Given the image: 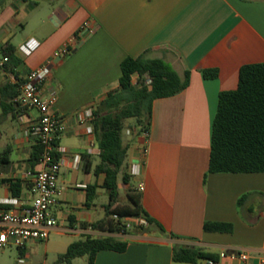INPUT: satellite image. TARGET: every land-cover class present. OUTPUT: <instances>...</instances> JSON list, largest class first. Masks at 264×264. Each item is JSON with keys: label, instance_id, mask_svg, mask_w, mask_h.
Here are the masks:
<instances>
[{"label": "crops", "instance_id": "crops-1", "mask_svg": "<svg viewBox=\"0 0 264 264\" xmlns=\"http://www.w3.org/2000/svg\"><path fill=\"white\" fill-rule=\"evenodd\" d=\"M43 5L0 0V49L10 44L20 61L12 71L0 70V87L20 84L32 70L55 62L43 93L46 99L55 96L53 111L64 120L57 139L64 152L59 204L52 209L56 225L46 247L61 238L59 252L65 254L86 236L128 243L124 252H98L94 264H188L173 260L175 247L214 254L219 264H239L222 254L264 255V173H209L219 95L238 88L244 65L264 63V0H51ZM87 22L93 33L81 30ZM70 43L73 53L54 59ZM26 44L34 47L29 55L22 50ZM142 55L164 59L181 77L189 71L190 83L176 96L155 100L149 133L128 138L120 174L125 169L129 183L118 178L127 203L118 199L112 209L136 194L165 232L151 225L144 232L109 233L93 228L106 219L109 196L105 173L96 171L100 148L89 111L120 88L122 62ZM207 70H217L218 77L206 78ZM36 119L35 110L4 115L0 94V154L10 150L9 165L0 168V203L31 202L27 176L40 166L32 162L36 138L28 130ZM3 180H19L20 197ZM206 223L231 224L233 231H206Z\"/></svg>", "mask_w": 264, "mask_h": 264}, {"label": "trees", "instance_id": "trees-1", "mask_svg": "<svg viewBox=\"0 0 264 264\" xmlns=\"http://www.w3.org/2000/svg\"><path fill=\"white\" fill-rule=\"evenodd\" d=\"M0 51L9 57L5 72L12 71L20 63L15 48L5 44ZM122 76L120 88L111 92L93 112V130L100 148V163L97 172L106 175L104 188L109 196L106 206V219L93 225L109 233L144 232L151 225L165 232L143 208L136 194H128L129 203L112 209L119 199L118 178L124 167L128 146L123 141L125 122L137 119L141 126L140 134L149 133L152 120L153 103L157 99L169 98L183 92L190 83V72L181 77L164 59H150L142 55L138 58H126L121 64ZM139 81L135 84L133 76ZM208 79L218 77L217 70L204 71ZM148 79L150 83L148 84ZM20 84L6 82L0 87L1 106L4 115H20L26 112L17 102ZM41 148L34 147L32 162L39 164ZM10 150L0 154V168L9 165ZM209 173H264V63L244 65L240 70L239 85L236 90L221 92L218 110L213 123ZM123 183H129L125 173ZM10 184L14 197H20L21 182L3 180ZM246 196L239 200L242 204ZM91 200V196H90ZM113 215L119 218L114 219ZM144 219L147 226L135 223L126 229L123 220ZM205 230L210 232L231 233L233 226L223 223H206ZM126 241L114 237L86 236L72 243L60 258L61 263L71 264L80 257H88V264H94L98 252L112 250L124 252ZM217 260L218 256L197 248L175 247L173 260L177 263L199 264L202 260Z\"/></svg>", "mask_w": 264, "mask_h": 264}, {"label": "built area", "instance_id": "built-area-1", "mask_svg": "<svg viewBox=\"0 0 264 264\" xmlns=\"http://www.w3.org/2000/svg\"><path fill=\"white\" fill-rule=\"evenodd\" d=\"M94 29L89 22L81 28L90 33H93ZM33 49L30 44L22 47L27 55L31 54ZM73 51L74 45L67 44L56 51L54 59L65 58ZM8 62L9 57L3 56L0 60V70L4 71ZM54 65V60H50L42 67L32 70L26 80L20 83V93L16 99L22 108L37 112L35 124L28 130V134L35 136L36 144L41 148L40 169L27 176L31 184V202L14 198L0 203V248H17L21 253L18 264H28V245L32 242L47 241L56 225L52 209L59 204L61 192L58 179L63 165L61 152H64L58 147L57 139L64 128V120L53 111L55 96L46 99L43 93L44 83ZM89 116H93V112L89 111ZM144 153L147 154L146 149ZM139 190H144V184L139 185ZM3 205L10 206V209H4ZM113 218L119 217L113 215ZM123 223L126 229L135 223L140 226L148 225L144 219L126 218ZM120 233L125 234V229ZM221 258L237 259L239 264H254L255 260L258 261L257 264H264V255L255 256L248 251L222 254ZM205 264H219V260L207 259Z\"/></svg>", "mask_w": 264, "mask_h": 264}, {"label": "rangeland", "instance_id": "rangeland-1", "mask_svg": "<svg viewBox=\"0 0 264 264\" xmlns=\"http://www.w3.org/2000/svg\"><path fill=\"white\" fill-rule=\"evenodd\" d=\"M51 0H27L28 7H34L35 5L40 3H44L46 5L50 4ZM43 5V6H46ZM46 8V7H45ZM48 12L46 11L44 14ZM139 81L138 77H135L134 83L136 84ZM148 84L150 83V79H148ZM141 126L137 119H129L125 122L124 130L122 133L124 144H127L128 138L134 137L135 135H141ZM129 132V134H128ZM126 170L123 169V174H120V182L123 184L122 176L125 174ZM132 184H135V181H132ZM119 197V203L125 204L127 203V195L126 191L121 190ZM121 206V205H120ZM64 245V240L61 238H57V243L55 245H50L46 247V243L38 242V243H30L28 245V251L30 253V260L28 264H67L61 263L60 258L63 254H60L59 249ZM21 256L20 251L15 247H6L4 249L0 248V264H18V260ZM88 257H80L72 261L71 264H88Z\"/></svg>", "mask_w": 264, "mask_h": 264}]
</instances>
